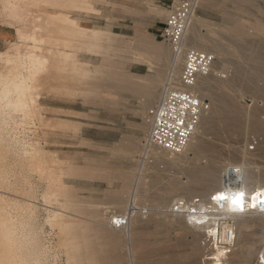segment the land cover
Returning a JSON list of instances; mask_svg holds the SVG:
<instances>
[{"label":"rangeland","instance_id":"obj_1","mask_svg":"<svg viewBox=\"0 0 264 264\" xmlns=\"http://www.w3.org/2000/svg\"><path fill=\"white\" fill-rule=\"evenodd\" d=\"M170 4L163 10L150 8L146 13L152 17L144 18L126 10V0H0V70L9 67L6 56L17 53L42 61L35 64L32 92L24 97L27 105L6 109L0 121V219L10 226V240L0 243V249L13 262L205 263V236L195 241L199 251L192 252L190 237L165 221L163 213L169 212L171 202L165 201L173 195L201 197L192 174L198 173L194 167L208 164L211 150L195 159L189 154L180 165L155 161L143 152L149 110L165 83L157 75L154 53L158 47L171 51L161 35ZM239 13L207 19L194 12L191 20L198 22L197 33L218 43L222 74H236L244 83V88L226 85L219 92L228 107L203 138L212 152L218 151L221 173L244 166L262 175L264 0H244ZM181 62L173 75L181 71ZM158 78L156 97L149 99L143 89L155 88ZM238 144H246L249 163L236 153ZM136 175L140 183L133 191ZM239 177L242 185H250ZM131 196L135 220L114 229L110 217L127 212ZM223 216H218L217 234ZM238 216L263 218L261 226L250 229V246H256L250 264L263 262L264 212ZM225 221L238 235L234 219ZM125 228L131 232L132 260Z\"/></svg>","mask_w":264,"mask_h":264},{"label":"bare ground","instance_id":"obj_2","mask_svg":"<svg viewBox=\"0 0 264 264\" xmlns=\"http://www.w3.org/2000/svg\"><path fill=\"white\" fill-rule=\"evenodd\" d=\"M12 9L11 6H9L11 16H15ZM197 24V20L190 23L188 28L190 32L187 30L183 41L185 48H196L199 50L209 51L214 54L216 59L213 61L210 71L205 75L198 76L195 84L190 88V90L196 92L201 99L205 97L209 99L210 108L206 112L202 113L200 122L183 151L173 154L174 156L169 157L168 151L150 144L146 140L143 147V152H150L155 161L164 160L170 164L180 165L187 161L189 154L192 155L191 158L195 159L196 157H199L203 151L211 150V159L208 164L202 167H194L198 173L192 174L193 177L197 179V181H194L196 182L195 184L200 186V190H198L196 194L201 196V202L199 206L202 208L201 213L188 212L185 214H177L173 213L169 208V212L163 213V219L165 221L174 223L175 227L183 232V235L186 234L190 237L192 240L190 249L194 253H197L200 249V246L195 244V241H197L199 238L202 239L205 236L203 246L201 247L202 249L207 248V252L204 255L205 257L203 256V261L205 262L204 264H250L252 260V254L256 251V246H250V242H253L254 239L253 237H250L252 234L254 235L250 229H252L255 225L261 226L263 223V218L239 217L238 214L240 213V207H243V210H245L243 211L244 213L254 211L264 212V174L260 175L253 171L252 168H245L244 166L240 169L238 168L237 170H232L229 173H221L222 165L218 163L220 161L217 159L219 156L217 155L218 151L212 152V145L205 142L203 138V135H206L207 131L209 133V130L213 129L214 122L217 119L223 117L222 111L226 110L228 107L225 99H223L219 92L224 90L226 85H237L240 88H244V83L239 81L236 74L233 76H227V74L224 73L222 74V72L225 71V65L222 63L220 57L221 53L219 51L218 43L211 37H203L197 33L195 30ZM170 50L171 51L163 47H158L157 51L154 53L156 64L158 63L157 75L161 79L165 80L164 82L167 80L175 81L179 74L177 73V75H173V73L178 72L180 68V61H182L181 67L183 63V56L174 54L172 48ZM4 60L5 65L9 67H7V70L5 71L0 70V121L4 119V113L6 112V109H23L27 105L25 102L26 99H24V97H27V95L32 92V82L37 76L36 69L38 67L35 64L42 63L41 59L35 55H25L20 53H17L13 56H6ZM166 69L167 71L164 74ZM215 71L217 72L215 73ZM158 86L159 78L157 79V86H154L155 88L149 86L148 89H143L144 94L148 95L150 98L156 97ZM213 89H216L218 93L216 92L213 95ZM148 121L150 123V120ZM227 122H231V119H227ZM148 145H151L152 148L148 149ZM250 148H253V146ZM235 151L239 155L240 159H243L244 163H249L250 152L247 150L246 144L244 147L240 145L238 147L236 146ZM230 156L234 157L233 155ZM238 171H242L243 173L237 175L236 172ZM239 176H242L246 179V181H249L250 185L248 184L246 187L245 185H242L241 181L238 180L240 178ZM139 183L140 176H137L133 183V191H135ZM183 188L186 191L192 190L191 185H185ZM174 189L176 188L173 186L170 188V191L172 192ZM178 196L183 198V195ZM221 196L224 197V199H221ZM176 199V195H173L165 202H167V205L168 202H171L172 205ZM250 203L255 206V209L246 210V208H249L248 206ZM136 208L137 207L134 205V199L131 196L128 207H126L127 212L122 211V215H113L110 217L111 226L114 229L124 228L126 226V215H128L129 223L131 220L134 221L135 219H133V217L137 214ZM117 212L114 211L113 213ZM219 215H224V220L222 221V230L219 234H217ZM227 216L234 219L236 230H238L240 234H234L233 243L228 249L226 246L217 244L218 237H220L219 240H224V230L228 223L225 221ZM123 218L125 221L124 223H119L118 225L113 224V221H118L119 219ZM9 227L10 226H8L5 220L0 219V243L2 245L10 240L8 232ZM125 229V236L123 237L126 241V247L129 250V259L132 260L133 253L130 249L131 232L129 228ZM14 263L15 261L13 262L10 260V258L4 254L3 249H0V264ZM15 264H24V262L16 261ZM193 264L195 263L193 262ZM257 264H264V259L263 262L259 261Z\"/></svg>","mask_w":264,"mask_h":264},{"label":"built area","instance_id":"obj_3","mask_svg":"<svg viewBox=\"0 0 264 264\" xmlns=\"http://www.w3.org/2000/svg\"><path fill=\"white\" fill-rule=\"evenodd\" d=\"M196 5V0L172 2L161 31L163 39L170 45L174 54L183 56V63L178 78L175 81L167 80L163 84L157 103L149 110L150 129L147 141L171 154L185 149L200 122L202 113L209 109V103L190 88L195 84L198 76L210 71L215 59L214 54L196 48H185L183 44ZM200 200L197 196L178 198L170 209L177 214L201 213ZM248 207L246 210L255 209L251 203ZM243 211H245L243 207H240L239 214L244 213ZM143 213L146 214L145 209ZM127 221L128 215H126V223ZM124 222L123 218L114 221L113 224ZM227 222L224 240L220 243L228 249L233 243L234 232L233 225ZM218 229L217 223V231Z\"/></svg>","mask_w":264,"mask_h":264},{"label":"crops","instance_id":"obj_4","mask_svg":"<svg viewBox=\"0 0 264 264\" xmlns=\"http://www.w3.org/2000/svg\"><path fill=\"white\" fill-rule=\"evenodd\" d=\"M176 0H126V10L147 18L146 11L150 8L167 9ZM244 0H198L195 13L198 17L207 19H224L237 17L243 10ZM249 1V0H246ZM4 39L0 37V42ZM131 92V91H130ZM150 99V97H148Z\"/></svg>","mask_w":264,"mask_h":264},{"label":"snow or ice","instance_id":"obj_5","mask_svg":"<svg viewBox=\"0 0 264 264\" xmlns=\"http://www.w3.org/2000/svg\"><path fill=\"white\" fill-rule=\"evenodd\" d=\"M220 198H221V199H224V197H222V196H221Z\"/></svg>","mask_w":264,"mask_h":264}]
</instances>
